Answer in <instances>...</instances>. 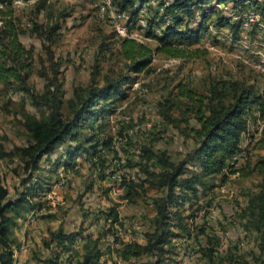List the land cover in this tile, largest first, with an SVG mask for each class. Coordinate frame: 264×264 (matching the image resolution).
<instances>
[{
    "label": "rangeland",
    "instance_id": "1",
    "mask_svg": "<svg viewBox=\"0 0 264 264\" xmlns=\"http://www.w3.org/2000/svg\"><path fill=\"white\" fill-rule=\"evenodd\" d=\"M160 1L172 2L146 0V11L137 12L135 22H130L131 16L125 12V17L118 22L125 27V33L120 34L108 22L110 10L100 13L101 0H22L19 5L10 0L19 21V41L31 57L29 93L16 85L0 83V144L5 149L25 145L24 113L46 114L44 108L33 106L31 100V94L40 95L44 91V80L39 76L41 62L49 76H52V67L57 68L64 93L61 109L65 115L67 100L73 96L74 89H85L93 73H97V86H103L107 79L117 80L121 74L130 78L121 88L122 96L99 102L106 112L97 123L92 126L84 123L79 130L82 141L97 137L103 143L97 149L99 158L77 156L71 166L54 171L52 162L64 159L69 145L65 143L55 153L44 157L41 168L34 172L39 189L33 201L39 206L32 210L35 214L32 224H23L29 211L21 220V227L16 228L19 239L12 249L24 244L18 264H40L48 258L52 248H47L45 243L57 230L81 232V237L96 239L102 252L96 264H149L151 256L126 260L118 255L125 244L144 243L143 234L150 229L155 213L154 201L163 194L162 188L144 182L148 179L146 167L149 174L157 173L161 167L156 159L162 153L177 161L196 147L193 129L200 127L197 99L203 97L201 110L206 115L214 86L220 88L224 82L227 85L236 82L252 87L256 93L264 91V75L235 57L230 39L236 36V27L229 22L224 29H219L213 22L214 16L204 24L197 43L183 44L206 53L182 59L156 52L158 43L146 37V31L147 22L153 18ZM215 1L211 0V4ZM223 3L232 5V2ZM112 7L116 10L113 3ZM194 11L196 19L199 12ZM140 20H144V25ZM167 23L153 24L151 29L160 35ZM54 25H58V29L47 36V29ZM122 39H134L152 50L149 64L139 72L127 68L129 62L121 54ZM248 56L246 58H250ZM185 90L192 92V100L183 96ZM263 121L253 109L247 117L245 134L240 136L243 154L234 164H230V158L223 172L204 176V187H198L196 195L188 193L183 204L171 208L180 214L179 220L175 218L173 229L182 234L170 240L164 264H179L185 259L184 252L191 253L186 264H210L203 252L208 248L213 250L215 263L264 264L262 238L249 228L248 218L243 216L248 197L264 189V168H261L264 146L257 142L261 133L258 128ZM145 123L150 127L146 128ZM143 148L157 158L145 159L141 155ZM116 168L125 178L134 177L141 185L136 187L133 197L123 198L124 187L120 193H111L113 183L107 175ZM195 172H199L198 166H189L184 176ZM0 173L10 198L26 191L22 180L27 174L18 159L0 161ZM179 223L183 227L178 226ZM116 227L122 235L111 234L117 244L111 245L105 235ZM13 234L12 229L9 237L15 239ZM81 237L75 241L79 246L72 250V261L59 257L57 264L83 262L85 240Z\"/></svg>",
    "mask_w": 264,
    "mask_h": 264
},
{
    "label": "trees",
    "instance_id": "2",
    "mask_svg": "<svg viewBox=\"0 0 264 264\" xmlns=\"http://www.w3.org/2000/svg\"><path fill=\"white\" fill-rule=\"evenodd\" d=\"M146 0H112L117 11L128 12L130 22L136 21L140 4ZM232 2L234 7L244 6L246 0H217ZM0 83L6 86L16 85L19 90L28 92L27 80L30 67V52L26 51L19 41V21L14 15L10 0H0ZM164 5L160 1L154 9L153 18L147 22L146 37L157 41L155 51L176 58L198 57L206 53L205 50L190 49L186 44L197 43L204 24L214 16L218 28L229 24V19L219 11L214 10L211 0H172L165 5L160 13L158 7ZM194 8L199 12L200 19L196 24L190 21ZM220 13V14H218ZM168 20V23L167 21ZM166 22L160 35L154 33L152 25L161 26ZM154 22V23H152ZM230 26H232L230 24ZM58 29V25L49 27L46 35L50 36ZM177 44H172L173 42ZM185 44V45H183ZM121 54L129 62L127 68L139 72L150 62L152 50L134 39H122ZM57 68L52 67V76L41 62L39 76L44 80V91L40 95H32V105L46 110L44 116L33 113L23 114L26 143L23 146H14L7 150L0 144V161L16 158L20 161L21 169L27 174L22 180L26 191L19 192L17 197L10 198L9 190L2 183L0 173V264H12V251L16 242L10 238L11 230L22 223L29 211L39 206L33 199L37 196L39 183L34 172L41 168V161L55 153L62 144L68 143L63 154V160L52 162L53 170L60 167H69L77 156H97V149L103 143L97 137H90L85 141L79 138V130L84 123L92 126L106 112L104 102L109 98L122 96V86L130 81L128 75L121 74L117 80L107 79L103 86L96 85V72L93 73L91 83L84 89H74L73 96L67 100L68 113L62 111L64 93L62 82L58 78ZM213 87V96L207 104V114L202 113L203 97L197 99V112L200 127L193 129L196 147L182 155L177 161L162 153L158 158L148 149H142L145 159H156L161 169L157 173L145 172L148 179L144 182L155 184L163 189V194L154 201L155 213L150 220V229L143 234L144 243L130 242L125 244L118 255L122 259L137 258L142 255L151 256L149 264H164L166 255L170 251V240L181 237L182 233L174 231L175 218L180 219L177 211L171 208L183 204L189 197L188 193L196 195L198 187H204V176H211L229 166L231 156L239 149L241 133L245 132L247 117L253 109L257 110L264 120V91L254 92L252 87H246L236 82ZM228 86V87H227ZM29 93V92H28ZM184 97L192 100V92L185 90ZM216 103H212L213 100ZM254 107V108H253ZM257 142L264 146V127ZM90 143V144H89ZM99 160V159H97ZM189 166H198L199 172L184 176ZM264 168V165L261 166ZM103 175L100 173V176ZM224 175V174H223ZM225 176V175H224ZM124 197L131 198L136 193V187H141L135 178L124 177L122 181ZM50 188V185H49ZM243 216L248 218L249 228L260 234L262 249L264 248V189L248 197L247 207ZM114 214V218H115ZM178 226L183 227L180 223ZM82 236L81 232L66 233L57 230L45 243L51 255L40 264H57L62 250ZM84 238L83 262L78 264H96L102 252L97 247V240ZM52 246V247H51ZM209 258L210 264L215 263L213 250H203ZM237 264H239L237 262ZM244 264V263H243Z\"/></svg>",
    "mask_w": 264,
    "mask_h": 264
},
{
    "label": "built area",
    "instance_id": "3",
    "mask_svg": "<svg viewBox=\"0 0 264 264\" xmlns=\"http://www.w3.org/2000/svg\"><path fill=\"white\" fill-rule=\"evenodd\" d=\"M21 3L22 0H12V4L19 5ZM147 5L148 3H144L142 6H140L138 12L145 13ZM165 5H168V2L157 8L160 13L163 11ZM212 5L214 10L222 12L224 16L229 19V22L236 27V36L230 39V45L235 51V57L247 66H250V68H252L254 71L264 75V0H246L244 6L242 7H234L233 4L227 5L220 1H215ZM98 9L100 13H105L110 10V17L108 19L109 24L113 26L116 32L120 34L125 33V27L121 26L118 22L122 17H125L126 13L114 10L112 7V0H101ZM195 18L196 19L194 22L196 24L200 17L198 16ZM166 21L168 22V20ZM140 23L144 25V20H140ZM247 55H249L248 57L250 58H246ZM145 126L146 128H149L150 124L145 123ZM263 127L264 121L260 123L258 131L261 132ZM243 134H245V132H243ZM243 151L244 148L239 146L238 151L231 157L230 164H234L238 157L243 154ZM124 177V173L118 168L109 172L107 179L113 183L110 187L111 193L116 194L121 192L123 189L122 181ZM133 178L134 177H132V179ZM34 220L35 214L34 211H31L23 224H32ZM113 233H115L116 236L122 235L121 231L117 228L115 231H107L105 236L107 239L109 238L111 245H117L115 243V239L111 236ZM78 246L79 245H77L74 241L66 249L62 250L60 253L61 260L66 261L69 259L72 261V250H76ZM23 251L24 244L22 242L12 251V264L18 263L17 260L21 258ZM184 255L185 259H183L179 264H186V260L189 259L191 253L184 252Z\"/></svg>",
    "mask_w": 264,
    "mask_h": 264
},
{
    "label": "crops",
    "instance_id": "4",
    "mask_svg": "<svg viewBox=\"0 0 264 264\" xmlns=\"http://www.w3.org/2000/svg\"><path fill=\"white\" fill-rule=\"evenodd\" d=\"M194 10H196V8L194 9ZM197 11V10H196ZM194 16L192 17V19H191V21H190V23L191 24H195V22H194ZM219 29H224V27H221V28H219ZM226 42H227V39H226ZM21 225H22V223H18V226L17 227H15V228H13V230H14V234L12 235V237H15V240H18L19 239V235H18V233H16V228H18V227H21ZM11 234V233H10ZM18 264V263H17Z\"/></svg>",
    "mask_w": 264,
    "mask_h": 264
}]
</instances>
